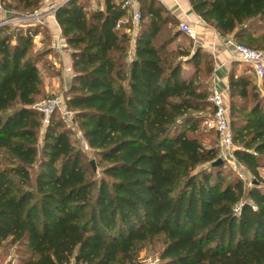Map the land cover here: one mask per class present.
<instances>
[{"label": "trees", "instance_id": "obj_1", "mask_svg": "<svg viewBox=\"0 0 264 264\" xmlns=\"http://www.w3.org/2000/svg\"><path fill=\"white\" fill-rule=\"evenodd\" d=\"M136 1L137 26L125 0L92 11L68 0L55 11L73 69L65 105L99 171L58 110L40 140L39 63L53 51L32 48L48 29L0 28V264L7 247L15 264H136L138 246L156 239L155 264H264V77L260 88L245 65L229 78L234 156L254 180L247 188L224 162L213 165L219 136L204 125L215 113L212 55L158 0ZM189 1L221 36L264 50V0ZM0 3L28 12L41 0ZM212 135L218 141L206 145Z\"/></svg>", "mask_w": 264, "mask_h": 264}, {"label": "rangeland", "instance_id": "obj_2", "mask_svg": "<svg viewBox=\"0 0 264 264\" xmlns=\"http://www.w3.org/2000/svg\"><path fill=\"white\" fill-rule=\"evenodd\" d=\"M63 0H41V4L40 6L33 10V11H28V12H24V11H20V10H15V11H9L7 9H5L4 5L2 3H0V8L2 10V12L0 13V16L3 18H10V17H24V16H33V15H38L37 19H32L29 23L28 22H13L11 21L9 24L6 25H1L0 28L4 30V34L9 32L11 29H13L16 26H33V25H41L44 26L43 24H38L37 20H41L45 23L46 19H49L50 17H53V10L54 8H57L58 5H60L62 3ZM87 1L88 4V9L90 11L95 10V9H99L102 7V1L103 0H85ZM55 15V14H54ZM134 25V24H133ZM5 26H8L6 29H4ZM137 26V25H135ZM191 39V38H189ZM189 39H185L183 38L181 40V42L183 43H187V41ZM33 50L32 53H37L39 51H42L45 49V47H50L52 49V54L51 57L49 58L50 62H46V63H39L40 66V71L42 73V76L44 78V94H43V98L40 99V101H38V103L35 105L36 109L38 107V105L44 103V102H48L50 100L53 99H59L62 106L60 108H55L54 111L58 110L60 112V114L62 115L64 121L66 122V124L68 125V127H70L72 129L73 132V136L72 139L75 141H77L78 146L83 150L84 154H85V160L87 162H90L92 164V162L94 163L95 167H96V171L100 170V166H96V163H98L97 158H95L91 152V150L88 148L86 142L83 140V137L81 135V133L78 131V129L73 125V123L71 122L70 118L65 119L64 115H63V111L68 110L66 108L65 105V95L67 93V90L69 88V84H67V86H64L63 82L64 81H68V77L72 79L73 77V69H72V65H65L63 66L62 63V58L61 55L63 56V49L60 51L58 50L56 47H53V45L57 42V43H62L63 47H68L65 43V40L63 38L62 35H58V36H49L47 38V36L43 33L37 34L36 36H34L33 38ZM68 52L71 55V51L68 48ZM68 52L65 51V54H68ZM59 53V54H58ZM55 61L60 62L61 68H60V74L59 75H50V72L48 71V69H46V67L51 66V63H53V65L56 67V65L54 64ZM46 69V70H45ZM70 69V71L68 70ZM253 80L258 83V87L261 88V84H262V80H259L258 78L253 76ZM53 81H56L57 83H59L60 85L58 86V88L53 87ZM63 81V82H62ZM71 82V81H70ZM229 103V100H228ZM38 110V109H37ZM53 111V112H54ZM69 111V110H68ZM70 112V111H69ZM48 122L44 121V116H43V127L41 130V133L39 135L40 140L43 138L44 135V129L45 126L47 125ZM206 123L204 122V125ZM206 128H208L205 125ZM212 137L214 139H210V138H206L205 140V144L209 145V144H214L215 141H218V138L216 135H212ZM220 158L223 159L224 167H225V172L226 175H228V173H231L230 176H235L238 177L239 179H241L243 181V183L245 184V186L251 187L252 185H254V180L252 178V176L250 175V173L248 172V170L246 169V167L239 163L237 160L236 161H226L220 153ZM261 174L264 176V171L261 170ZM228 177V176H227ZM162 248V244H161V240H153L151 242H147L144 244H141L138 246L137 248V256H136V264H155L158 262V254L159 251ZM4 253H7L6 256H4L3 260L6 263L7 261H11V264H15V258H14V254L11 250V248L7 247L4 248ZM4 263V264H5Z\"/></svg>", "mask_w": 264, "mask_h": 264}, {"label": "crops", "instance_id": "obj_3", "mask_svg": "<svg viewBox=\"0 0 264 264\" xmlns=\"http://www.w3.org/2000/svg\"><path fill=\"white\" fill-rule=\"evenodd\" d=\"M133 1L135 6L139 9L137 1ZM158 1L173 15L176 20L179 21L180 26L182 24H187L194 29L195 37L191 39L193 40L195 46L202 47L205 51L209 52L214 59V74L212 80L213 89H219L222 91L226 95L227 100H229V78L231 73L234 72L235 75L238 76L242 72H245V69H247L244 64H237V60L233 56V46L229 43L230 40H233L232 37L221 36L215 28L205 23L193 11L189 0ZM129 18L130 16L127 17L126 20ZM43 25L44 26L42 27L48 29L50 36L53 37L62 35L54 14L53 17L46 19ZM128 32L134 34V30H128ZM65 51L68 52V47H64V54L63 56L61 55L63 66L70 65L72 62L70 53L68 52V54H65ZM131 55H133V49ZM54 64L56 65V68L60 70L62 64L58 61H55ZM70 81L71 78L68 77V81L62 82L64 86H67ZM59 85V83L53 81V87L58 88Z\"/></svg>", "mask_w": 264, "mask_h": 264}, {"label": "built area", "instance_id": "obj_4", "mask_svg": "<svg viewBox=\"0 0 264 264\" xmlns=\"http://www.w3.org/2000/svg\"><path fill=\"white\" fill-rule=\"evenodd\" d=\"M68 0H63L57 8H54L53 14L55 11L66 3ZM124 6L127 7V13L131 18V22L134 25H137L140 21L141 15L139 9L135 6L133 0H126L124 2ZM2 12L0 8V13ZM38 15L33 16H24V17H10L3 18L0 16V26L9 24L11 21L13 22H30L32 19H37ZM38 24H44L43 21L37 20ZM120 25H118L119 27ZM180 29L190 38L195 37V31L187 24H182ZM233 46V56L240 63L247 65L250 67L251 71H253L256 77L261 80L264 77V50H255L249 48L245 45L238 44L234 40L229 41ZM53 47H56L58 50L64 49L62 43H55ZM70 71V69H68ZM210 100L213 102L215 107V113L212 119L206 122V126L210 129H214L219 136V147L221 156L226 161H236L234 156L235 145L232 140V135L230 131V123H229V106L227 102L226 95L220 91L219 89H213ZM62 106L59 99H53L48 102H44L38 105L37 109L44 116V121L48 122L51 113L55 110V108H60ZM63 115L65 119L70 118L72 113L68 110L63 111Z\"/></svg>", "mask_w": 264, "mask_h": 264}, {"label": "water", "instance_id": "obj_5", "mask_svg": "<svg viewBox=\"0 0 264 264\" xmlns=\"http://www.w3.org/2000/svg\"><path fill=\"white\" fill-rule=\"evenodd\" d=\"M223 163V159L219 158L217 161H215L213 163V165H219V164H222ZM92 165H93V168L95 169V165L94 163L92 162Z\"/></svg>", "mask_w": 264, "mask_h": 264}]
</instances>
